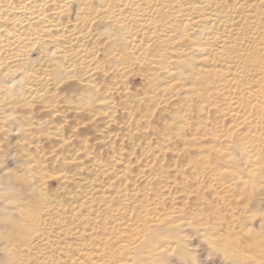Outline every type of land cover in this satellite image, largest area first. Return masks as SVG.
Here are the masks:
<instances>
[{
  "label": "rangeland",
  "instance_id": "obj_1",
  "mask_svg": "<svg viewBox=\"0 0 264 264\" xmlns=\"http://www.w3.org/2000/svg\"><path fill=\"white\" fill-rule=\"evenodd\" d=\"M257 1L249 13L242 0H0V81L13 87L0 82V169L13 183L0 203L24 206L55 250L88 245L94 264H264ZM249 174L259 188L244 197ZM57 204L48 217L62 230L44 221ZM12 221L7 264H33L19 261L26 233ZM74 226L92 230L63 237ZM239 226L258 237L248 254L224 246Z\"/></svg>",
  "mask_w": 264,
  "mask_h": 264
},
{
  "label": "bare ground",
  "instance_id": "obj_2",
  "mask_svg": "<svg viewBox=\"0 0 264 264\" xmlns=\"http://www.w3.org/2000/svg\"><path fill=\"white\" fill-rule=\"evenodd\" d=\"M95 1L96 0H92V2H95ZM251 1L252 0H242V3H241L242 8H245V9L247 8V10L250 11L249 13L254 11V6H255V4L251 3ZM255 1H257V0H255ZM263 1L264 0H258L256 5L260 4V3H263ZM201 46L202 45H199V47H198V52L199 53H201L202 50H203L201 48ZM171 73L174 76L176 75V72H174V71H171ZM193 77L194 76H192V78ZM0 82L4 83L5 91L11 90L13 88L12 86L6 85L5 82H2V81H0ZM243 120H245V119H243ZM12 151L13 150L8 152V154H7L8 157L6 159V162L10 163L13 166H15L16 163L19 160L16 159L15 154H14V152L12 153ZM23 165H24V168L26 169V171L29 172L30 171V168H29L30 165L28 166V163L26 161H24ZM250 169H251V166L248 167V172H251ZM244 170H247V169H244ZM0 172H1L0 173V190L3 191V190H7V189H13V183H11V180H10V177H9V175L7 173V170L2 168V169H0ZM66 178H67L66 176L61 177V179H63V180L66 179ZM252 179L253 178H251V176L249 174L248 176H246L245 179L241 180V186H240L241 190H245L246 191L244 197H252L254 193L258 192L257 189L259 187H258V185L253 184L254 180H252ZM88 183L90 184V182H88ZM26 189H28V188H26ZM58 205L59 204L54 205V206L50 205V206H46L45 207V210H43V211L46 213L47 217L49 216V212H50L49 210L50 209H52L54 211L58 210V208H57ZM51 206H52V208H50ZM253 206H256V205L254 204ZM253 206H252V208H253ZM21 208H22L21 206L13 205V203L10 204V205H8L6 203H2L0 205V234L1 233L3 234L4 232H3L2 229L6 228V226L2 225L3 221H8L9 219H13V221L11 222V226L7 227V228L12 229V231H14V233L19 232L20 235H21V233H23V234H24V232L26 233V235H25L26 240L23 241L22 245H18L19 248L20 247L22 248L21 250L20 249L19 250L23 252V255H21L20 256L21 258L19 259L20 262L21 261L22 262L23 261H28V254H32L34 256V258L36 259L33 264H72V263H75V260H77L79 262V260L81 259L82 255L83 256L87 255V257H88V259L90 261V264H94L97 261L93 257H95V256L97 257L98 253H94V251L92 249H90V247H88V245H86V244H85V247H82L83 246L82 245L79 249L69 248L68 251L64 250V248H57L58 250H55L54 248H52L51 247L52 245H50V243H49V236L45 235L44 230L42 228H40L39 226H37L36 223H34V224L28 223V221H26L24 219L25 214H26L25 207L23 206L24 211H22ZM75 209L71 210V214H73L72 212L77 213ZM248 210H250V209H248ZM253 210H254V208H253ZM95 218L96 217H94L93 219H95ZM44 221H46L47 225H51L52 226L50 228H54V229L56 228L57 230H59V229L62 230V229H64V227L68 226L65 223L61 222L62 220L61 221H57V220H53V218H49V217L48 218H44ZM68 221H69V224L73 223L71 218ZM221 223H223V222H221ZM159 227L160 226H157L156 228L158 229ZM219 228H220V226H219ZM67 229H68V231L66 232V234L63 237H65L66 235L75 236L76 234H79V233L82 235L83 232H87V231L90 232V230H92V229L88 228V229H84L83 231L80 232V231H78L76 226L70 227V228H67ZM226 229H227V227H226L225 224H223L222 227L219 229L221 231H219L218 234H220L221 238H222V235L226 234ZM168 230H171V229H168ZM11 235L12 234H8L7 236H5L6 242L4 244H2L3 246H0V263L1 264H7L8 263V258L11 256V255H8L7 253H3V252L6 251L5 249H7V247L9 246V243H10L9 242L10 241L9 237ZM60 235H57L55 240L62 239L63 237H60ZM203 235H205V234H203ZM234 236H235L234 241L224 245V246L228 247L230 250H233V252L235 250H238L240 252L244 251L246 254H248V253H250L251 249L255 246L254 243L256 242L258 244V240H257L258 237H257V235L255 233V230L251 229L250 227H241V226H239L237 228V231L235 232ZM141 237L142 238L145 237V239H147V241H145V242L152 243L153 241L156 242L155 240L159 238V235H157V234H148L147 233V234L141 235ZM15 241H16V239H15ZM19 243H21V239L19 240ZM53 243H56V241L53 242ZM12 244H14V242H12ZM56 245H58V244H56ZM135 250H138V249H135ZM154 251H157V253H160V252L163 251V247L162 248L158 247ZM252 251H255V250H252ZM98 252H99V250H98ZM55 254H56V256L58 255L57 258H54ZM75 255H77V257H75ZM62 258H65V259L61 260ZM83 259H85V258L83 257ZM98 264H102V262H100V263L98 262ZM192 264H195V263L193 262ZM242 264H251V261L249 259H243Z\"/></svg>",
  "mask_w": 264,
  "mask_h": 264
}]
</instances>
